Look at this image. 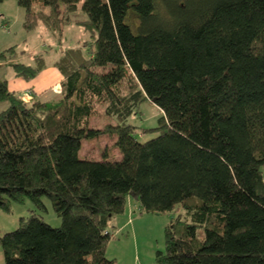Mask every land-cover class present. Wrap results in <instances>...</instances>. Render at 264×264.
I'll return each mask as SVG.
<instances>
[{"label":"trees","instance_id":"obj_1","mask_svg":"<svg viewBox=\"0 0 264 264\" xmlns=\"http://www.w3.org/2000/svg\"><path fill=\"white\" fill-rule=\"evenodd\" d=\"M15 1L26 30L60 35L72 20L90 38L53 60L57 97L24 100L0 77V208L42 210L45 196L61 219L20 217L0 234L4 264H118L105 249L129 199L180 209L157 264H264V0ZM34 59L6 62L30 80L46 66ZM144 100L162 115L140 142L127 118ZM96 103L114 122L89 125ZM101 134L118 156L83 157L82 139Z\"/></svg>","mask_w":264,"mask_h":264},{"label":"rangeland","instance_id":"obj_2","mask_svg":"<svg viewBox=\"0 0 264 264\" xmlns=\"http://www.w3.org/2000/svg\"><path fill=\"white\" fill-rule=\"evenodd\" d=\"M70 16L71 18L85 17V14L80 10V4L76 12L71 13ZM23 17L24 9L15 0L0 1V50L11 45H14L15 49V53L8 55L7 60L1 61V63L3 62L0 65L1 78H9L13 73L11 65L7 64L6 61L13 60L33 65L35 63L34 57L38 54H42L46 62V69L41 72L43 76L47 74V70L50 67H54L52 62L60 55L63 49L73 47L90 38L89 32L85 30L83 25L72 20L62 27L61 34L58 35L42 23L37 24L30 30H26L22 25ZM51 76L41 77L38 85H48V81H50L48 77ZM45 89V93L41 95V98L39 97L41 100L57 97L60 83L53 84ZM32 91L34 92L35 90L28 87L16 93L24 100H28ZM40 93L41 91L37 94L40 95ZM6 104L7 102H0V110ZM104 107V104L96 103L95 112L90 116L89 120L91 127L102 128L106 123L114 122V117L107 115ZM161 115V110L156 105L144 100L128 116L127 122L137 127L135 137L138 141L144 142L157 136L159 131L156 129L142 133L141 128L158 126V120ZM112 142L113 137L108 134H101L94 138H84L81 141L80 154L83 157L99 158L103 153H107L108 157L116 158L118 155H116L117 151L113 147ZM42 200L45 204V208L42 210L36 208L28 198H25L22 202H13L9 211L0 208V234L14 230L18 226L19 218L27 217L32 213V210L40 214L51 226H58L61 219L53 211L49 199L43 196ZM135 206L134 211L130 212L131 215L129 214L128 219H122L120 224H118L121 225L125 220H128L126 226L118 228L114 224L115 218L123 213L115 215L110 221L112 234L107 242L105 254L108 257L115 258L118 264H157L155 260L156 252L164 251V228L171 218L178 214L180 209L179 211L153 213L141 211L137 204ZM0 264H4L1 248Z\"/></svg>","mask_w":264,"mask_h":264},{"label":"crops","instance_id":"obj_3","mask_svg":"<svg viewBox=\"0 0 264 264\" xmlns=\"http://www.w3.org/2000/svg\"><path fill=\"white\" fill-rule=\"evenodd\" d=\"M43 69H46V68L44 67ZM55 69L56 68H54V67H52V68L50 67V69L47 70V74H44L43 76L41 74V72H42V70H41L40 73L37 74L39 76L36 75L37 78L35 76L31 80H26V79H23L22 77H18V76L15 75V73L13 71L12 76L9 77V78H6V79H7V81L9 80L8 81V85H9V88L11 90H13V91L18 93L21 90H24L25 88L30 87L31 89L35 90L37 93L41 91L40 95H38L41 98V95L43 93H45V91H44L45 88L50 87L53 84H58L60 82V80H61V75H60L59 71L57 69L56 70ZM48 75H52L53 76V78H52V76L48 77V78H50V81H48V85H45V86L38 85L41 77H45V76H48ZM135 203L136 202H134L133 200L129 199L128 200V204H127V208L124 210L123 214L118 216L117 218H115L114 224H116V226H118V228H122L123 226H126L128 220L127 221L125 220L123 223H121V225H118V224H120L122 219H125V218L128 219L130 211L133 208L136 207ZM110 258H112V257H110Z\"/></svg>","mask_w":264,"mask_h":264}]
</instances>
